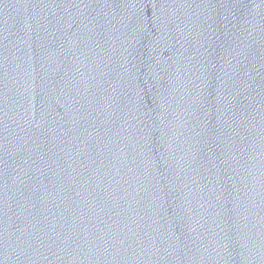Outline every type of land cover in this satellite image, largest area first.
Returning <instances> with one entry per match:
<instances>
[{"label":"water","instance_id":"1","mask_svg":"<svg viewBox=\"0 0 264 264\" xmlns=\"http://www.w3.org/2000/svg\"><path fill=\"white\" fill-rule=\"evenodd\" d=\"M0 264H264V0H0Z\"/></svg>","mask_w":264,"mask_h":264}]
</instances>
